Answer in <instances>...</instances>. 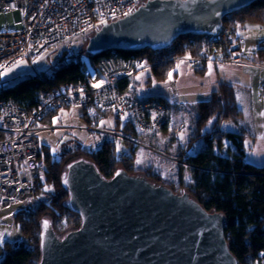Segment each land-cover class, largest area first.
I'll return each instance as SVG.
<instances>
[{
    "label": "trees",
    "instance_id": "obj_1",
    "mask_svg": "<svg viewBox=\"0 0 264 264\" xmlns=\"http://www.w3.org/2000/svg\"><path fill=\"white\" fill-rule=\"evenodd\" d=\"M261 10H264V0H257L241 10L226 15L223 19V32L230 31L234 35L239 23L245 24L251 19H258L257 21L264 24L259 14ZM213 41L212 35L185 34L178 37L169 47L161 50L109 49L97 55L89 54L86 46L79 50L83 55L88 54L95 63L110 55L146 58L155 64L152 70L154 77L164 79L173 66V59L176 56L184 54L205 56ZM258 52L264 56V47L258 48ZM64 56L63 54L60 60L66 62L62 67L52 73H43L42 77L34 74L4 86L0 89V98L12 97L19 105L32 111L38 106V96L41 91L49 90L61 83L84 81L89 73L86 61L84 59L77 61L73 57L66 60ZM135 77L121 81L119 87L123 94L139 99L141 96L136 91L137 87L133 86L135 91H132L133 93L130 90V81ZM156 97L164 99L159 95ZM90 108L92 107H83L82 114L88 125L96 126L101 119L113 114L110 109L102 110L94 107L95 111L91 114ZM196 109L197 114L191 117L193 125L191 141L204 138L209 143L215 140L221 143L223 140H228L233 145L234 151L230 158L222 159L211 150L192 153L190 144L181 147L177 158L188 164L187 167L191 170L189 180L181 174L184 164L178 163L179 174L169 179L152 163H137V146L129 142L126 144L131 145V152L119 154L116 139L103 141L97 149H89L80 143L74 147L67 145L60 154L52 153L48 146L40 147V156L45 164L41 175V187L50 189L48 191L52 194L53 200L50 203L24 206L13 212V218L19 225L24 239L4 241L0 246L2 253L0 264H39L41 231L45 221L51 224L59 237L80 226L81 217L68 203L69 191L64 182L67 166L79 159L94 163L105 178H110L118 168H123L130 174H143L154 182L170 187L174 192L186 190L206 210L220 212L225 216L227 221L225 238L239 264L262 263L264 260V164L258 165L246 159L252 147L247 146V138L255 139L249 127H244L240 131L222 128L223 121L234 120L238 123L244 117V111L237 101L236 85L228 81H220L210 97L198 102ZM58 111L59 109L51 111L45 116L44 121L49 124ZM114 116L116 118L114 129L140 137L131 122H124L117 115ZM167 129L166 124L161 130Z\"/></svg>",
    "mask_w": 264,
    "mask_h": 264
},
{
    "label": "water",
    "instance_id": "obj_2",
    "mask_svg": "<svg viewBox=\"0 0 264 264\" xmlns=\"http://www.w3.org/2000/svg\"><path fill=\"white\" fill-rule=\"evenodd\" d=\"M255 1L146 0L97 29L86 51L161 50L181 35L217 36L226 15ZM65 180L81 224L59 237L43 223L39 264H239L225 238V216L186 190L123 168L105 178L86 159L70 163Z\"/></svg>",
    "mask_w": 264,
    "mask_h": 264
},
{
    "label": "built area",
    "instance_id": "obj_3",
    "mask_svg": "<svg viewBox=\"0 0 264 264\" xmlns=\"http://www.w3.org/2000/svg\"><path fill=\"white\" fill-rule=\"evenodd\" d=\"M146 0H0V12H12L22 26L15 30L0 31V75L19 59H26L38 77L43 72L36 69L34 59L45 49L55 45L71 44L86 38L102 25L130 14ZM127 14V15H128ZM103 21V22H102ZM213 50L205 56H176V65L188 63L194 69H202L210 62L221 63L239 59V39L231 38L223 31L213 36ZM222 48V50H221ZM238 54V55H237ZM77 61H83L82 53H75ZM65 60L55 69L65 65ZM98 73H88L84 81L61 83L41 91L38 106L32 111L19 105L14 98H0V215L39 203H50L52 194L41 187L44 160L40 156L38 134L60 127L44 121L51 111L64 106L110 109L124 122H131L136 130L158 135L162 127L170 123L169 108L185 103L180 99L175 73L167 79L164 91L150 89L145 96L134 99L123 94L119 84L139 72L152 69L153 63L143 57L110 55L97 63ZM143 65V67H140ZM102 82L100 87H94ZM164 99L162 100L160 97ZM155 114V118H153ZM60 129H72L65 126ZM88 130L101 134L105 139H119L133 145L151 149L145 140L117 129ZM179 164L188 166L183 160ZM264 264V260L262 263Z\"/></svg>",
    "mask_w": 264,
    "mask_h": 264
},
{
    "label": "rangeland",
    "instance_id": "obj_4",
    "mask_svg": "<svg viewBox=\"0 0 264 264\" xmlns=\"http://www.w3.org/2000/svg\"><path fill=\"white\" fill-rule=\"evenodd\" d=\"M259 14L262 17L261 20L264 21V10H261ZM257 20L258 19H251L250 22L245 24L239 23L236 29L237 32L234 35L231 34L230 31H224V33L230 35L231 38L237 37L239 39L238 50L240 55L237 54L239 59L233 60L227 58L228 60L226 62H221L219 64L210 62L213 65L211 75L208 74V66L197 70L188 63L179 65L180 70L174 75L178 83L180 99L185 103V106L183 109H180L178 106H172L169 108L170 123L168 129L162 131L160 134L155 135L149 132L138 131L140 134L139 138H141L140 140H145L147 145L152 147L148 150L144 148V146L137 147V160L145 164L152 163L170 179L179 174L177 166L178 162L176 159H178L177 157L181 147H185L188 144H190V152L192 153L211 150L219 158L228 159L231 157L234 147L228 140H223L221 143H217L216 140L209 143L204 138L191 141L193 132L191 117L197 114L196 108L198 106V102L202 99L210 97L212 92L217 89V84L220 82L218 74L219 67H222L220 70L222 76H227H224V79L222 80L234 83L239 94L241 92V87L239 86L240 81L243 82V84L248 81V76H246L247 72L252 73L256 77H259L257 75L258 72L263 75L262 71L264 70L261 68H264V58H262L261 53L258 52V48L264 47V24ZM21 26L22 24L19 21H16L12 12H0V31L15 30L21 28ZM240 33H243V35H240ZM93 34L94 32H91L86 38L79 39L71 44L69 43L48 47L34 59L36 69L46 74L52 73L56 64L60 62L63 54L65 55L64 59L70 60L74 57L75 53H82L79 49L87 45L89 38ZM213 48L214 47L212 45L208 47V49L211 50H213ZM244 53H246V57ZM180 56L191 57L193 55L184 54ZM84 60L87 63V72H99L97 63L93 62L92 58L88 54L84 55ZM148 62L151 61L148 60ZM176 66V63L174 62L168 73ZM153 67L152 69L139 72L135 75L140 78L138 81L136 80V82H134L133 86L137 87L136 91L141 96L146 95V93L153 88L156 89L158 93L164 91V85L168 79V73L164 79H157L154 77L152 71ZM34 73L35 71L31 67L28 60L19 59L5 72L4 75L1 76L0 89L25 77L32 76ZM133 86L131 93L134 91ZM253 88V100L256 105L254 109V115H256L255 127L252 125V114L248 110L249 108L243 104L242 108L246 112L244 117L238 123L234 120L223 121L222 128L232 131H240V129H243L244 127H249L253 135L255 134L254 128H256L258 133L264 131V127H262V125H264V117L259 119V113L264 111V109L261 108L264 106V87L254 86ZM94 108H90L89 113H94ZM83 111V107L79 106H66L60 108L49 124L59 126L60 128L69 126L72 127V129L59 128L57 130L39 133L38 138L40 147L48 146L54 154H60L62 149L67 145L72 147L77 146V143H80L89 149L100 148L102 142L107 139H105L101 134L88 129H114V126L116 125V118L114 114H110L109 116L101 119L96 126L88 125L86 120L82 118ZM102 121L105 123L102 124ZM181 134H183V139H181ZM253 139L254 138L252 137L247 138V146L252 145ZM127 142L128 141L117 139L116 143L117 149L119 148V154L131 152L132 147L131 145L126 144ZM253 149L255 150L248 151L249 156L247 161L263 165L264 153L257 147ZM181 174L185 179L187 177L186 180L191 179V170L188 169L186 165H184V168L181 169ZM27 206H30V204H27ZM0 234H3L4 241H19L22 238L24 239L19 225L13 218V212L0 215ZM25 239L27 238L25 237ZM1 258L2 253H0V261Z\"/></svg>",
    "mask_w": 264,
    "mask_h": 264
},
{
    "label": "crops",
    "instance_id": "obj_5",
    "mask_svg": "<svg viewBox=\"0 0 264 264\" xmlns=\"http://www.w3.org/2000/svg\"><path fill=\"white\" fill-rule=\"evenodd\" d=\"M244 55H245V57H246V53H244ZM262 58H264V56H262ZM246 66H248V65H246ZM246 66H244V67H246ZM221 68L222 67H219V77H220V81H226V80H222V79H224L223 77L225 76H222V74H221ZM262 70H264V68H261ZM263 72V75H262V73H257V75L259 76V77H256V76H254L252 73H250V72H247L246 73V76H248V81L246 82V83H244L243 84V82H241L240 81V83L239 82H237V83H239V86L241 87V92H240V94L237 92V101H238V104H239V107L244 111V114L246 113L245 112V110L242 108L243 106V104L246 106V107H248L249 109V111H250V113L252 114L251 115V118H252V125H254V127H255V121H256V115H254V109H255V103H254V98H253V95H254V86H256V87H264V71H262ZM218 74H217V76H218ZM261 75V76H260ZM137 77V76H136ZM133 78L134 80H132V81H130V90L132 89V86H133V84H134V82H135V80H137L138 81V79L137 78ZM225 77H227V76H225ZM219 82V81H218ZM217 82V83H218ZM250 83V84H249ZM217 86H218V84H217ZM215 89V88H214ZM213 89V90H214ZM212 90V91H213ZM141 96V95H140ZM143 96H145V95H143ZM143 96H141V97H143ZM238 96H239V99H238ZM261 108H263L264 109V106L263 107H261ZM261 111V110H260ZM263 117H261V116H259V119H262ZM254 136H255V139H253V143H252V147H251V149L250 150H255V149H253V148H258V149H260V150H262V152L264 153V131H262V132H260V133H258L257 131H256V128H254ZM249 150V151H250ZM248 156H249V154H247V158H248ZM246 158V159H247ZM259 158L261 159V157L259 156ZM263 159H264V156H263ZM259 165V164H258Z\"/></svg>",
    "mask_w": 264,
    "mask_h": 264
},
{
    "label": "snow or ice",
    "instance_id": "obj_6",
    "mask_svg": "<svg viewBox=\"0 0 264 264\" xmlns=\"http://www.w3.org/2000/svg\"><path fill=\"white\" fill-rule=\"evenodd\" d=\"M128 13H126V15H127ZM103 22V21H102ZM240 35H243V33H240ZM23 62V61H22ZM140 67H143V65H140ZM177 67H179V65L177 66ZM212 68H213V65L211 64V63H209V65H208V74L209 75H211L212 74ZM172 75H173V73L172 72H169L168 73V78H169V80H171L172 79ZM140 77H137V79H139ZM101 84H102V82H99V83H97L96 85H94V87H100L101 86ZM238 99H239V96H238ZM259 115L261 116V117H264V111H262V112H260L259 113ZM153 118H155V114H153ZM102 124L103 123H105L104 121H102L101 122ZM209 124H211V121H209ZM262 127H264V125H262ZM181 139H183V134H181ZM53 151H55V150H53ZM117 151H119V148L117 149ZM141 161H137V163H140ZM120 173L118 172L117 173V175H119ZM186 179H187V177H186ZM65 183H67V180H65L64 181ZM46 190H50V189H46ZM47 221H45L44 222V224H45V227H47ZM3 243H4V239H3V234H0V246H2L3 245Z\"/></svg>",
    "mask_w": 264,
    "mask_h": 264
}]
</instances>
